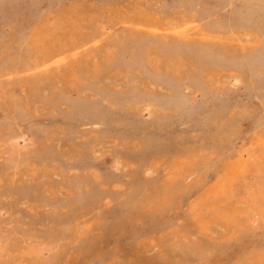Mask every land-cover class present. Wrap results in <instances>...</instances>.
Instances as JSON below:
<instances>
[{
    "label": "rangeland",
    "instance_id": "1",
    "mask_svg": "<svg viewBox=\"0 0 264 264\" xmlns=\"http://www.w3.org/2000/svg\"><path fill=\"white\" fill-rule=\"evenodd\" d=\"M0 264H264V0H0Z\"/></svg>",
    "mask_w": 264,
    "mask_h": 264
}]
</instances>
